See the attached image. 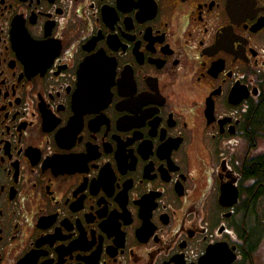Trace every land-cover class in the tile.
<instances>
[{"label": "flooded vegetation", "instance_id": "af4514ba", "mask_svg": "<svg viewBox=\"0 0 264 264\" xmlns=\"http://www.w3.org/2000/svg\"><path fill=\"white\" fill-rule=\"evenodd\" d=\"M0 264H264V0H0Z\"/></svg>", "mask_w": 264, "mask_h": 264}]
</instances>
